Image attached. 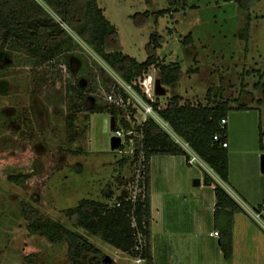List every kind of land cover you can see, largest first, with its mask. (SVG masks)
<instances>
[{"label": "rangeland", "instance_id": "374dc122", "mask_svg": "<svg viewBox=\"0 0 264 264\" xmlns=\"http://www.w3.org/2000/svg\"><path fill=\"white\" fill-rule=\"evenodd\" d=\"M97 5L116 29L123 54L142 62L149 36L156 32L158 64L149 71L159 77L160 65L178 64L175 86H164L166 93L154 98L160 109L172 93L180 97V103L205 105L209 88L232 106L226 114L230 144L226 151L235 183H223L239 209H253L248 199L258 201L264 196L258 189L263 176L256 167L264 153V0H97ZM165 9V14L155 16ZM55 20L77 44L70 52L43 62L16 42L0 49L7 53L0 59V81L7 82L6 93H0V264H72L64 242L51 243L28 233L20 203L28 202L42 219L83 234L65 219L64 211L81 199L115 204L116 197L129 195L136 173L135 155L121 157L110 148L111 116L91 109L94 104L113 105L121 113L117 122L120 116L140 122L142 109L135 93L125 92L121 102L123 81L60 19ZM188 35L191 38L184 39ZM237 104L246 108L237 109ZM140 138L134 137L133 149L140 146ZM121 158L123 165L118 162ZM188 167L196 174L191 186L193 179L200 178L201 185L205 176L212 179L199 163ZM17 173L31 177L20 184L7 180ZM243 176L247 184L241 189L237 181ZM257 221L264 231L263 213ZM207 232L206 228L202 234L208 237ZM237 235L234 264L264 262L261 252L254 261ZM86 237L111 264H146L96 237ZM218 238L209 240L220 248ZM249 250L258 251L255 245ZM181 259L182 264H199L200 251L194 247Z\"/></svg>", "mask_w": 264, "mask_h": 264}, {"label": "trees", "instance_id": "16d2710c", "mask_svg": "<svg viewBox=\"0 0 264 264\" xmlns=\"http://www.w3.org/2000/svg\"><path fill=\"white\" fill-rule=\"evenodd\" d=\"M54 15H52L49 11ZM167 10H159L155 16H162ZM60 19L90 50L112 69L125 83H131L144 77L153 66H156V49L160 47L159 36L153 32L146 45V58L138 62L135 58L123 54L117 42V31L104 17L103 10L98 7L97 0H0V49L6 43L16 42L24 45L29 54L40 61H52L57 55L70 52L77 44L71 34L59 24ZM190 35L184 39L188 40ZM186 42V41H185ZM11 44L9 45V47ZM7 56L0 50V59ZM68 65V55L63 60ZM159 78L163 86L174 87L179 75L178 64L160 65ZM105 74L104 71H101ZM78 80L76 82L78 83ZM7 82L0 81V93H6ZM135 92H143L135 86ZM82 91V87L78 88ZM264 91V90H263ZM123 93V91H121ZM205 105H192L189 102L180 103V97L172 93L167 104L157 109V100L151 103L159 117L164 120L180 139L188 144L194 153L223 182L227 181L228 161L227 151L221 143L225 141L226 126L220 128L221 119H226L228 110L232 107L221 95H216L213 89L207 90ZM125 97V96H124ZM156 99L158 98L155 96ZM237 109L246 106L237 104ZM97 113L107 112L114 117L115 123L121 113L113 105H92ZM130 123L120 116L113 131L129 129ZM136 130L142 134L144 196L131 202L123 197H116L119 205L111 206L90 199H81L78 204L64 211L65 219L73 226L81 229L83 234L73 231L64 225L42 219L40 212L28 202H21V215L26 222L29 234L44 237L48 242H64L72 264H111L104 260V255L92 244L86 236H93L105 244L122 252L135 253L136 233L143 236L144 247L142 258L146 264H151L149 249L150 202L147 193V171L150 156L157 153L182 154L183 149L174 142L153 119L148 118ZM218 133L219 140L213 136ZM261 141V140H260ZM114 151V149H113ZM137 155V151L135 152ZM120 165L124 159L118 160ZM31 177V174L17 173L7 176V180L20 184ZM204 182L210 184L212 179L204 177ZM216 204L214 210V225L219 233V247L225 261L232 257V212L238 206L226 191L216 185L214 188ZM105 195L108 193L105 192ZM134 218L136 227L132 226Z\"/></svg>", "mask_w": 264, "mask_h": 264}, {"label": "crops", "instance_id": "0c3cea01", "mask_svg": "<svg viewBox=\"0 0 264 264\" xmlns=\"http://www.w3.org/2000/svg\"><path fill=\"white\" fill-rule=\"evenodd\" d=\"M225 126V142L227 144L225 149L227 150L230 145L227 140V120ZM178 157H184V160H180ZM190 165L187 163L185 155L182 154L157 153L149 158L147 193L150 202L148 243L151 264H182L181 255L184 256L185 260V255H190L194 247L197 248L198 252L200 251L199 264H234L235 233L240 234L237 235L238 239L243 244L245 243L248 250L246 252L249 256L254 257L256 254L258 256V253L261 252L264 257V231L258 228L259 225L252 217L253 212L263 213L264 215V211L261 209V205L264 206V196L258 201H255L252 197L249 198L250 200L247 198L248 201L254 203L253 209L245 206V209H239L238 206L236 210H233L232 257L227 262L223 259L220 248L215 247L209 239L216 238L212 234L214 231L218 233L214 225V210L216 208L214 188L216 185H220L228 195L231 196V193L216 175V179L212 178L210 184H206L203 178L204 185H201L200 178H196L199 180V184L191 186L190 181L195 173L192 168L188 167ZM256 167L258 169L260 165L257 163ZM260 174H262L263 177L261 178L263 179L258 189L264 193V173L260 170ZM234 181L231 180L228 165L226 182L231 185L235 183ZM237 184L241 186V189L245 187L247 184L246 177L243 176L241 181H237ZM206 228L208 229V237H206V234H202ZM238 239L237 241H239ZM217 244L219 245L218 239ZM253 245L258 251L251 252L249 250ZM249 256L247 257L251 262ZM257 263L264 264V262L259 261Z\"/></svg>", "mask_w": 264, "mask_h": 264}, {"label": "built area", "instance_id": "2783aa9c", "mask_svg": "<svg viewBox=\"0 0 264 264\" xmlns=\"http://www.w3.org/2000/svg\"><path fill=\"white\" fill-rule=\"evenodd\" d=\"M38 1V0H37ZM157 74L153 72H148L144 77L137 78L136 80L132 81L131 83H125L122 82L120 83V87L123 89H120V94H121V102H123V99L125 101L126 98V93L128 92L131 94V91L134 94V98H136V102L140 105L142 109V118L140 122H135L131 123L130 120L125 119L127 122L130 123V128L125 130L123 128L117 129L114 131L113 136H117L120 139V143L118 146L114 148L115 155H119L121 157H125V155L131 153L132 155L136 156V173L134 175V178L132 180V190L130 191L129 195L127 197H124L126 200H130L131 202H135L136 199L139 197L144 196V170H143V152L141 150L142 144V134L140 131L136 130V127H140L148 118L153 119L164 131H166L174 140L176 144H178L186 154V161L188 164H194L199 163L202 165L207 170V173L213 178L216 179V176L214 172L194 153V151L188 146L186 142H184L182 139H180L177 135H175L172 130L170 129L169 125L162 120L159 115L157 114L156 110L154 107H152L151 103L154 102L155 94H154V84L155 80L157 79ZM135 86H137L145 95V97L148 99L149 102L146 100L140 98L137 96V93L135 92ZM123 91V93L121 92ZM125 96V97H124ZM157 109H160L157 107ZM226 124V119H221L219 126L220 128H223V126ZM115 126V125H114ZM136 135H139L141 138L139 139L140 146L137 149H133V144H134V137ZM219 134L216 133L213 136L214 140H219ZM222 147H226L227 144L225 141L221 143ZM138 152L137 155L135 152ZM116 206L119 205V201L115 203ZM252 217L257 221L260 217V214L258 212H253ZM258 222V221H257ZM132 226L136 227L134 218H132ZM214 236H218V233L214 231L212 233ZM144 241H143V236L140 232L136 233V245H135V261L137 263L143 262L144 259L142 258V252H143V247H144Z\"/></svg>", "mask_w": 264, "mask_h": 264}, {"label": "water", "instance_id": "95a60500", "mask_svg": "<svg viewBox=\"0 0 264 264\" xmlns=\"http://www.w3.org/2000/svg\"><path fill=\"white\" fill-rule=\"evenodd\" d=\"M166 93V88L161 84V80L158 77L155 80V84H154V94L157 97L163 96ZM115 125V120L114 117H110V124H109V128L110 130H113ZM120 143V139L117 136H112L110 138V148L111 150H113L116 146H118V144ZM260 170L262 173H264V153L260 155ZM194 185H198L199 184V180L195 179L193 181ZM105 261H109V258L107 256L104 257Z\"/></svg>", "mask_w": 264, "mask_h": 264}]
</instances>
